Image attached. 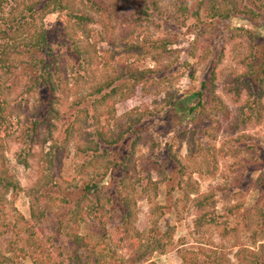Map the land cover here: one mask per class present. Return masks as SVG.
Wrapping results in <instances>:
<instances>
[{"label": "rangeland", "instance_id": "rangeland-1", "mask_svg": "<svg viewBox=\"0 0 264 264\" xmlns=\"http://www.w3.org/2000/svg\"><path fill=\"white\" fill-rule=\"evenodd\" d=\"M34 1H13L12 13L17 19L21 15L30 17L26 8ZM68 1L72 11L48 14L35 23L39 30H46L45 51L31 50L32 54L27 55L25 49L29 47L20 45V52L9 55L12 72L0 77V104L5 102L8 127V132L1 134L0 176L7 171L9 178L20 188L16 193L0 187V256L13 257L15 262L12 264H70L68 257L73 243L68 236L66 221L83 192V182L91 178L101 193L111 199H120L119 193L126 183L129 199H136L138 217L135 228L138 231L157 228V234L172 233L166 252L157 251L141 264H183L181 255L187 251L194 253L196 256L191 258L198 257L200 264L208 263V254L221 264H241L240 246L252 245V231L245 228L247 218L258 206L264 211V93L261 122L253 120L234 129V119L248 99V91L243 87L236 96L233 89L238 85L234 80L240 77V83H251V99H259V80L264 78V48L256 41L252 43L250 37L236 35L245 29L257 35L264 46L262 2L245 0L243 3L260 13L259 17L234 14L227 20H209L202 6L203 0ZM92 1L102 5L101 8L94 6ZM154 4L159 6V11ZM181 5H185L188 11H180ZM11 6L0 12V48L11 43L9 35L14 33L9 31L10 20L7 24L4 22L11 13ZM198 10L199 17L194 15ZM82 12L91 21L86 31L74 23V15ZM27 21H31L30 18ZM25 37L22 36V41ZM162 39L169 43L167 50L162 52L160 63L150 55L128 56L126 53L123 56L129 64L141 69H157V72L151 75L148 86L145 89L140 87L131 99L115 97L114 113L108 112L109 105H93L94 96L78 107L73 106L78 99L91 96L100 78L114 75L109 66L120 68V52L132 45L141 47L146 44V51L157 55L153 47ZM159 46L162 44H157ZM94 51L97 56L90 58ZM222 54L215 81V95L219 101L194 112L186 110L189 106L180 107L179 101L184 100L189 105L194 100L193 95L202 90L203 81L210 79V72ZM86 55L88 59L84 60ZM108 55L113 59L105 65L102 57ZM35 57L54 61V78L63 84L56 96L48 88L31 87L37 75L30 64ZM167 66L169 68L165 69ZM209 97L206 95L202 100ZM52 101L58 117L55 120L57 130L51 136L48 128L42 127L37 134L38 142L34 145L30 140L24 142L25 129L31 127L29 121L46 120ZM215 104L222 110H216ZM87 115L89 117L85 120ZM94 115L100 116L103 123H110L115 133L119 129L117 124L126 126L128 119L141 118L117 146L110 148L99 142L102 152L107 149L108 154L117 158L133 153L130 171L125 173L122 168H114L102 175L109 157L88 169L82 168L93 154L83 149L92 145L91 141H99L93 126ZM76 118L80 120L78 131L64 144L66 129H71ZM136 134L141 139L132 150ZM90 135L93 137L88 140ZM51 137L57 139L59 147L53 164L43 159L44 153L53 145ZM196 144L214 148L216 159L208 162L192 155L191 150ZM233 149L239 152L235 154ZM29 153L32 156H28ZM25 160L27 165L23 164ZM154 161L160 164L158 169L147 165ZM212 164L216 166L213 170L210 169ZM34 187L40 192L38 204L29 195ZM206 196L211 199L206 209L210 221L197 227L201 213L195 200ZM32 203L40 212L37 221L31 217ZM157 206L163 208V214L155 212ZM113 209L109 210V218ZM256 217L258 215L253 217L251 226L253 231L262 233L260 243L264 244V225ZM24 221L32 223L31 230ZM15 223L18 224L16 230ZM118 225L116 218H110L104 224L90 216L81 224L80 233L88 236L94 247L105 245L126 260L134 255L135 248L129 241H119ZM31 236L39 247L30 246ZM14 242H17V251L10 249ZM91 250L88 247L82 255L97 264ZM105 264H120V261L107 260Z\"/></svg>", "mask_w": 264, "mask_h": 264}, {"label": "trees", "instance_id": "trees-1", "mask_svg": "<svg viewBox=\"0 0 264 264\" xmlns=\"http://www.w3.org/2000/svg\"><path fill=\"white\" fill-rule=\"evenodd\" d=\"M13 1L15 0H0V12H5L6 7H10V10L13 8ZM251 1V0H247ZM262 2L261 9L264 8V0H257ZM245 0L236 1V0H203L202 6L205 9V12L207 14L208 19H221V20H227L230 17L234 16V14L237 15H252L253 17H259L261 16L260 13L255 12L251 7L244 5L243 3ZM94 6H97L98 8H101L102 5L98 4L96 1L91 2ZM156 11H159L160 8L157 4H154ZM70 2L68 0H36L28 5L26 8V11L29 12L28 18H30L31 21H27V17L24 15H21L20 17H15L16 15L12 13L14 12V9H12L7 14L8 19H4V22L6 24L7 21L10 20L8 27L10 34L9 38L11 40L10 44L4 45L0 48L1 54H0V77L3 73L9 74L11 71V61L10 56L16 52H20V45L28 46L29 48L25 49V53L27 55L32 54L31 50H34L36 52H42L45 51L47 47V33L46 30L42 29L39 30L35 23L40 19L42 20L46 15L53 14L57 12H68L72 11ZM84 8V4H83ZM180 11H188V8L185 5H181ZM185 14L184 12L182 13ZM73 15V12H72ZM194 15L199 17V10L194 12ZM74 18L76 19L75 25L81 28L82 31L87 30V25L90 19L86 16L85 12L82 13H76L74 15ZM91 22V21H90ZM17 27L15 28V26ZM130 33L132 32L131 24L129 26ZM245 29H241L243 33L237 34L236 36H246L250 37L252 39V43L256 41L257 44H261V48L263 49V42L260 40V38L252 34L248 31H244ZM16 32V33H15ZM19 32L21 34V37L19 39ZM26 35V37L22 41V36ZM161 43L162 46L157 47V44ZM169 43L168 40H160L155 47H153V50H155L157 55H151L152 52L150 50L146 51V44H143L141 47H138L136 45H132L131 47H128V50L126 48V51L123 53H119L118 57V63H121L120 68L116 67H110L109 68L114 72V75H108L107 77L100 78V81L98 82V85L94 91H92L91 96L89 95L88 98L84 97L83 99H78L73 103L74 107H78L80 103L89 100L92 96L95 98V102L93 105H99V106H108L109 105V111L111 114L112 112H115V105L113 99L115 97L121 98V100H129L133 96L139 92V88L145 89L148 85V82L152 79L153 74L157 72V69L149 68V69H141L139 66L129 64L125 58L123 57L126 53L128 56H133L135 54H138V56L144 55V57H148L150 55L155 58L157 62H161L162 59L161 55L163 50H167L166 45ZM75 48L76 45H75ZM77 50V49H76ZM81 53V52H80ZM82 54V53H81ZM83 53L82 55H84ZM168 54L170 52L168 51ZM10 55V56H9ZM191 55H195L194 52H192ZM93 56H97V52L94 51L93 55H91L90 58H93ZM121 58V59H120ZM223 58V54L219 57L218 61L216 62V66L214 69L210 72V79L208 81L204 80L202 83V90L195 95H193L192 102L187 105L183 101H179V106L184 107L189 106V109H186L189 112H194L197 110V108H207L206 106L209 104L216 103L219 101L218 97L215 95V81L217 77L216 73V67L219 64V61ZM87 55L85 56L84 60H87ZM113 58L109 55L107 57H102V60H104L105 65H108L109 61ZM54 62V61H53ZM53 62H47L43 59H39V57H35L31 60V65H33L34 69L36 70L37 75L35 76V82L31 86L33 89H36L38 87L42 88H48L50 92L53 95H57L61 89H63L62 81H56L54 78L55 72H53ZM57 68V66H56ZM169 68L167 66L165 69ZM57 70H59L57 68ZM159 72V71H158ZM162 72V71H160ZM152 75V76H151ZM192 76V75H191ZM239 79H235V84H238L235 89H233L234 94L238 96L241 88L246 87L248 91V99L244 102L242 107L240 108L239 115L234 119L233 128L239 129L240 127L248 125L251 121L255 120L256 122L260 123L263 116V106L261 97L264 93V78H260V86L258 89L259 92V99L254 101L251 98L253 97V89L250 82L246 83H240ZM101 95V97H100ZM206 95H209L210 97L207 100H202L203 97ZM5 96L3 95V98ZM98 97V98H97ZM5 100V99H3ZM194 102V104H192ZM220 104V103H219ZM4 103L0 104V144L3 142V139L1 138V134L3 132H8V127L6 126L7 123V113H6V107L4 106ZM54 101L51 102V111L48 115L45 116L44 119L46 120H34L29 121L31 124V127H27L25 129L26 134L24 138V142L27 140H30L32 144L34 145L36 142H38L37 134L39 130L42 127L48 128V134L51 136L54 134V130H57V124H55V120H58L56 109L54 108ZM216 110L220 109V106L218 104H215L213 106ZM84 111H86L85 108H83ZM96 110V108H95ZM202 114H205V110H201ZM227 114V112H224ZM89 117L87 115L85 117V120ZM94 118V124L93 126L96 127L95 134L97 136L96 141H91L92 145H90L88 148L83 149L84 152L92 151V158L86 162L85 165L82 166L83 169H88L92 165L100 163L101 160L104 157H109L107 159L106 164L103 167V174L107 175L108 172L112 169L120 170L122 172H128L131 169V162H132V154H128L124 157L117 158L114 156V154L110 153L108 154V150L104 149L103 152L100 149L99 142L104 143L106 146L113 148L117 146L119 143H121L123 140L126 139L127 134L132 131L133 127L140 122L141 118H136L134 120L128 119V124L126 126H121L120 124H117L118 132H113L110 127V123H103L101 121L100 116H93ZM86 123V122H85ZM80 124V120L78 118L73 121L71 124V129H66V139L65 143L67 144L69 140H71L76 132L78 131ZM93 135L89 136L88 140L91 139ZM137 139L132 144V150L135 148L138 141L141 139L139 135L136 134ZM53 145L50 146L49 152L44 153L43 159L46 163L53 164L56 155L58 153L59 147L57 145V139H54L53 137ZM240 140V138L238 139ZM234 148V147H231ZM230 149V146H229ZM172 152V151H171ZM238 153V149H233V153ZM257 152V151H256ZM173 154V153H172ZM192 155H197L198 157H203L205 160H208V162L211 160L216 159V151L214 148H207L203 147L200 144H196L193 151L191 150ZM255 154V153H254ZM257 154V153H256ZM28 156H32L31 153L28 154ZM175 156V155H173ZM54 158V159H52ZM193 160V159H192ZM213 162V161H212ZM27 160L23 161V164L27 165ZM147 165H152L155 169H158L160 164L157 162H150ZM145 167V166H144ZM215 165L212 164L210 169H215ZM134 169L136 166L133 167ZM146 168V167H145ZM88 173H86L87 175ZM0 187L5 190L6 192L12 190L14 192L19 191L18 185L9 178L8 172L5 171L3 173V176H0ZM83 192L80 195L79 199H77L73 205V208L70 210L68 214V236L71 237L72 243H73V249L71 252V256L68 257V260L70 264H92L91 258H86L84 255H82L83 250H87L88 247L92 248L91 251L95 253L92 256L95 257V263L97 264H105L107 260H112L113 262L116 260L120 261V264H141L143 262H146L149 257H151L155 252L160 251L161 253H165L167 250V246L170 245L172 241V233H167V235H160L157 234V228H152L151 230L147 232H140L135 228V222L137 220V212H136V199H129V191L128 188L125 185H123V189L119 193L120 199H111L110 197H107V195L101 193L100 188L94 183V179L88 178L83 182ZM33 197L34 203L38 204L39 199L38 195L40 194L39 188L34 187L31 189L29 195ZM211 199L209 196H206L204 199H197L195 200L198 211L201 213L199 216V221L197 220V227L203 226V223L210 221L208 219V214L206 212L207 206L209 205V201ZM32 203L31 204V217L33 220H38L40 218L39 211H36L35 208L36 205ZM113 209V215L110 217L111 219L116 218L118 219V228H119V241L121 243H125L126 241H129L132 246L135 248L134 255L129 257L128 259L124 260L117 256L116 252L112 248H108L105 245H102L99 247L96 251V245L94 247L92 241L88 236L82 235L80 233L81 224L85 223L87 219L90 216H95L101 223L106 224L107 220L109 218V210L111 208ZM116 207V208H115ZM119 208L121 209V212L119 211ZM38 210V209H37ZM159 211V214H163V208L160 206H157L155 209V212ZM162 211V213H161ZM256 214V215H255ZM257 221L262 222V225H264V211L261 207H256V209L249 214V218H247V224L245 226L246 230L252 231L251 235V243L252 245L246 246L243 244L240 249L239 255V262L241 264H264V244H261V232L258 233L257 231H253L251 222H253V217L257 216ZM25 224L29 225V230L32 229V223L29 221H24ZM157 224V221L154 222V225ZM206 224V223H205ZM18 226L17 223H15V229ZM264 233V232H263ZM32 240V241H31ZM31 244L30 246H37V241L34 240L33 236H31ZM17 242H14L10 249L12 251H17L18 248L15 247ZM257 248V249H256ZM9 249V250H10ZM196 255L194 253L190 252H183L181 255V259L183 264H200L198 257L193 259L191 257H195ZM208 258V259H207ZM207 264H221L217 259L213 258L211 255H207ZM210 260V261H209ZM14 261L13 257H6V256H0V264H12Z\"/></svg>", "mask_w": 264, "mask_h": 264}]
</instances>
